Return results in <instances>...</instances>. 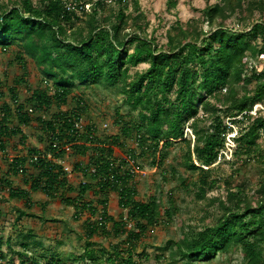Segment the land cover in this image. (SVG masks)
<instances>
[{
  "label": "trees",
  "instance_id": "16d2710c",
  "mask_svg": "<svg viewBox=\"0 0 264 264\" xmlns=\"http://www.w3.org/2000/svg\"><path fill=\"white\" fill-rule=\"evenodd\" d=\"M88 1L89 10L77 13L66 11L62 0H0V51L16 48L14 61L24 71L9 89L11 103L0 105V151L6 155L5 144L13 137H20L19 143L24 145L26 136L20 127L34 121L30 113L37 114L35 121L48 138L43 152L31 148L28 158L11 160L5 176L0 174V193L7 187L11 200H25L29 206L30 192L48 197L56 196L59 189L72 192L74 187L69 185L63 167L54 161L69 152L87 156L86 167L75 166L87 182L78 185L76 198L61 200L75 207L76 217L85 210L95 215L97 210L83 199L90 191L103 195L98 220H86L85 238L92 239L99 230L108 235L105 229L112 223L116 236L125 234L122 243L127 247L114 246L101 263L87 242L80 259L93 264H138L133 260L134 243L147 227L159 222L161 205L154 198L136 200L135 176L130 168V161L136 160L135 152L121 161L113 155L114 148L121 145L120 135L99 140L93 125L82 126L87 101L84 93L75 96L74 91L105 86L121 95L129 108L121 134L125 138L134 136L141 155L152 153V165L164 177L168 172L175 173L173 166L165 165L169 150L177 144L183 147L177 163L188 176L179 175L178 181L199 201L206 200L217 187L218 180L210 174L224 158L226 139L233 131L229 124L237 127L235 164L239 170L257 165L256 190L248 196L244 185L228 184L225 199L210 201L219 214L214 224L168 242L165 250H172V260L180 257L186 264L209 262L231 251L238 252L244 264H264V0H221L207 5L202 20H177L170 25L163 44L147 34L148 23L139 0H110V4L109 0ZM177 2L167 0V10H175ZM233 21L239 23L238 29ZM27 59L35 64L46 88L32 89L27 79ZM253 61L259 66H253ZM140 64L147 68L130 73ZM49 82L52 89L47 87ZM19 84L30 93L28 105L20 100ZM69 100L74 102L73 108L52 112L55 104L66 105ZM257 105L263 108L253 110ZM115 114L124 120L118 109ZM13 118L17 126L9 127ZM29 159L36 171L27 176L30 192L13 188L7 174H25ZM195 174L196 180L192 178ZM108 192L118 194L120 208L127 209L126 219L116 222L108 215ZM168 201L170 206L164 214L173 221L177 208L171 197ZM127 220L132 223L130 228ZM8 243L0 236V264L12 261V248L7 252L10 257L2 251ZM20 246L22 252L13 254L18 264H38L25 253L30 244ZM45 264L61 262L53 256Z\"/></svg>",
  "mask_w": 264,
  "mask_h": 264
},
{
  "label": "rangeland",
  "instance_id": "374dc122",
  "mask_svg": "<svg viewBox=\"0 0 264 264\" xmlns=\"http://www.w3.org/2000/svg\"><path fill=\"white\" fill-rule=\"evenodd\" d=\"M1 1L6 2L7 0ZM177 1L176 9L168 11L167 0H139L141 11L145 15V21L148 23L147 34L149 36L153 35L159 44L166 42L165 32L174 22L179 20L182 23H186L192 19L202 20V10L207 5H213L221 0ZM88 2V0H82L81 3L87 4L88 8H90ZM108 3L110 4L112 1L109 0ZM203 27L206 30L208 29L206 24H203ZM233 27L238 29L239 23L233 21ZM16 51V48L6 53L0 51V93L2 94L0 105L11 103L9 89L24 72L17 61H14ZM253 62L251 63L253 66L256 64L259 66L257 61ZM26 63L27 79L32 89L46 88L35 64L29 59L26 60ZM146 68V64H140L136 68H132L130 73L142 71ZM47 87L52 89V82H49ZM18 93L21 102L27 104L30 93L24 85L19 84ZM49 93L53 94V91L50 90ZM83 93L88 107L87 115L82 119L83 128L93 125L96 130V137L99 140H106L120 135L121 145L114 148L113 155L115 159L121 161L128 158L127 156L130 152H135L136 160L134 163L130 161V168L135 176L133 186L137 192L136 200L147 202L154 198L161 205L159 222L155 226L147 227L141 234L140 239L134 243L133 260L138 264H186L185 260L180 257L172 260V250H165L167 243L170 241L177 242L184 235L194 234L202 226L214 224L219 214L217 209L210 204V201L218 197L225 199L228 184L231 186L244 185L248 196H252L257 188L259 182L257 165L254 164L250 168L239 170L238 165L235 164L233 153L236 148L234 136L237 133V127L229 124L233 131L227 136L226 147L222 152L224 158L211 171L210 178L218 180L217 187L207 194L206 200L199 201L194 193L187 192L179 184V175L184 178L188 176L185 169L177 163L184 153V149L180 144L173 146L169 150V155L165 162L166 167L173 166L175 168V173L168 172L164 177L162 171L152 165V153L141 155L134 136L125 138L121 134L120 129L124 121L128 120L129 112V108L122 96L105 86L82 92L80 90L74 91L75 96ZM14 107L12 105L13 110ZM73 107L74 102L69 100L66 105L56 106L55 104L51 110L56 113L61 110H70ZM30 108V106H27V110H30ZM116 109L124 117L123 121H120L115 114ZM253 110H255V107ZM30 114L34 121L29 126L20 127L23 135L26 136L24 145L19 143L20 137H13L5 144L6 155H2L0 151L1 177L5 176L12 159L21 156L28 158V149L35 148L43 152L47 146L48 138L35 121L37 114ZM199 114L203 116L202 111ZM12 126H17L15 118L9 125V127ZM188 134L190 137L189 132ZM54 162L63 167L68 183L74 187V191L69 192L66 189H59L54 197H48L41 192H30V180L27 176L36 174L30 159L27 160L25 174H7L6 178L11 182L13 188H21L30 192V204L29 206L25 205V200H11L8 197L7 187H4L0 193V236L3 241L10 242V244H5L2 247V251L4 254H9L7 252H9V247H11L13 254L22 252L20 243L27 241L30 247L26 249L25 253L28 258H34L38 264H45L53 256L61 264H93L89 259L86 262L80 259L86 243L89 242L91 244L90 248L95 251L97 259L103 263L108 258V255L111 254L114 246L127 247V244L122 243L125 240V234L121 232L119 236H116L112 231V223H108L106 226L105 232L108 235H103L102 230H99L92 239L87 240L85 238L87 232L86 220L89 219L92 222L98 220L103 210V206L99 203V200L103 199V195H95L93 191H90L83 199V201L89 202L97 210L95 215H91L88 210H85L76 217L77 211L75 207L64 204L61 200L62 198H76L78 185L84 181L87 182L75 166L78 164L79 167H86L88 165V157L74 155L69 152L62 159ZM197 177L196 174L192 176L194 180ZM169 197L173 200V206L177 208L173 221H169L164 214V211L170 206ZM106 198L108 215L116 222L126 219L127 209L123 210L120 208L118 194L108 192ZM128 223L132 225L130 221ZM127 227L129 228V225ZM101 251L105 253L102 254ZM13 254L10 264H18L17 257ZM142 254H144L143 257ZM125 255L123 258H125ZM10 256L9 254L8 257ZM120 261L119 259L117 262ZM193 264H244V262L238 252L231 251L228 254H219L209 262L200 261L193 262Z\"/></svg>",
  "mask_w": 264,
  "mask_h": 264
},
{
  "label": "built area",
  "instance_id": "2783aa9c",
  "mask_svg": "<svg viewBox=\"0 0 264 264\" xmlns=\"http://www.w3.org/2000/svg\"><path fill=\"white\" fill-rule=\"evenodd\" d=\"M62 3L64 5L65 10L68 12L82 13V12L88 11V9H89L87 4L77 2L76 0H62ZM258 107L263 108L262 106H255V110ZM65 149L68 151V147H66ZM47 158H50V155H48ZM37 159H38V156H35L33 158L34 161H36ZM128 225L130 228V224H128Z\"/></svg>",
  "mask_w": 264,
  "mask_h": 264
},
{
  "label": "crops",
  "instance_id": "0c3cea01",
  "mask_svg": "<svg viewBox=\"0 0 264 264\" xmlns=\"http://www.w3.org/2000/svg\"><path fill=\"white\" fill-rule=\"evenodd\" d=\"M21 157H22V156H21ZM19 189H21V188H19ZM23 238H24V237H23ZM22 243L25 244V243H28V242H27V241H22V242L20 243V245H21ZM4 246H5V245H4ZM4 246H3V247H4ZM22 249H23V248H22Z\"/></svg>",
  "mask_w": 264,
  "mask_h": 264
}]
</instances>
